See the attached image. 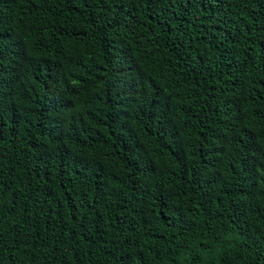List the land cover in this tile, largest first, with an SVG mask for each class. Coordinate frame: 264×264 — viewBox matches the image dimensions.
<instances>
[{"label":"trees","instance_id":"obj_1","mask_svg":"<svg viewBox=\"0 0 264 264\" xmlns=\"http://www.w3.org/2000/svg\"><path fill=\"white\" fill-rule=\"evenodd\" d=\"M0 264H264V0H0Z\"/></svg>","mask_w":264,"mask_h":264}]
</instances>
